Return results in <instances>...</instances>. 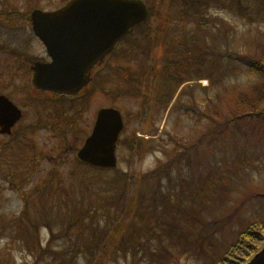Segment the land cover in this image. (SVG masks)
Segmentation results:
<instances>
[{"label":"rangeland","instance_id":"374dc122","mask_svg":"<svg viewBox=\"0 0 264 264\" xmlns=\"http://www.w3.org/2000/svg\"><path fill=\"white\" fill-rule=\"evenodd\" d=\"M63 2L0 0V93L24 110L14 132L0 133V264H213L242 228L264 221V118L212 132L234 109L231 91H250L259 79L227 53L254 52L264 40V0H204L206 29L179 17L182 0H148V25L134 29L108 66L95 71L76 128L66 120L52 124L55 103L38 99L43 91L32 96L29 62L21 65L26 54L45 56L28 41L32 9ZM153 26L164 32L147 33ZM174 62L182 74L166 81ZM100 105L120 108L125 119L115 169L76 156ZM130 140L141 149H131ZM167 161L173 166L162 174L156 200L155 179L127 184L120 177L119 171L142 174ZM30 235L43 245L54 238L39 262L28 248Z\"/></svg>","mask_w":264,"mask_h":264},{"label":"water","instance_id":"95a60500","mask_svg":"<svg viewBox=\"0 0 264 264\" xmlns=\"http://www.w3.org/2000/svg\"><path fill=\"white\" fill-rule=\"evenodd\" d=\"M147 17L143 0H69L55 10L34 9L33 29L52 57L49 63L33 65L34 85L59 93H77L88 82L91 68L132 25ZM21 114L16 103L0 94L1 132H10ZM123 126L119 109H99L92 133L78 156L94 166H116V144ZM245 264H264V246Z\"/></svg>","mask_w":264,"mask_h":264},{"label":"trees","instance_id":"16d2710c","mask_svg":"<svg viewBox=\"0 0 264 264\" xmlns=\"http://www.w3.org/2000/svg\"><path fill=\"white\" fill-rule=\"evenodd\" d=\"M204 4V0H201V2H197L195 0H184L182 8L179 9V14H181V16H190L193 18L198 17L197 21L200 22L201 26H205V22H207V20L205 19V15L202 13ZM242 9H244L243 6H241V10ZM256 46V51L254 52L247 51L246 53H227L231 60L239 61L241 64L245 65L250 76L255 75V77H258L259 79L251 85L250 91L239 89H236V91H231V95L228 96L229 99H232L234 103V109L232 108V112H230L224 123L215 121L216 124L213 127L212 132H220L226 128H229L232 124L237 125L238 121L246 117L264 118V40L259 41ZM6 51L10 56L13 57V50L7 49ZM22 64L26 66L27 57L22 60ZM178 80L181 81V78L179 77ZM176 101L177 99L174 101L173 105L176 103ZM161 102H163V100ZM181 105L183 107L184 104L181 103ZM205 113L207 114L208 112ZM150 114L151 110L144 115L148 116ZM206 116L208 115H205V117ZM141 139L143 138L141 137ZM128 145L133 150L141 149L140 141L137 140H130ZM194 146H197V143L190 145V147H186L185 151L181 154H184V157L188 158L189 151L191 150V147ZM170 165L171 161L163 162L149 172L142 174H131L123 171L119 172L121 173L120 177L127 184L135 181H146L150 178L155 179V185L151 197L153 200H156L158 196L161 195L159 194V191L161 190L162 174L170 172V168L173 166ZM141 195H144V193L140 191L138 199H140ZM235 213L236 212L233 214ZM232 215H230L229 218H231ZM263 228L264 221L262 219L256 220L250 226H245V228H242L243 230L240 233L242 235H240L239 240L237 239L232 245H230V248L227 249V251L213 264H243L259 249V240L262 238V234L260 233L259 229ZM53 239L52 237H49L47 243L43 245L39 237L35 238V236L30 235L29 240L27 241L28 248L35 256L38 257L37 262H39V260L42 258L44 252L51 247ZM233 257L237 259H234Z\"/></svg>","mask_w":264,"mask_h":264},{"label":"flooded vegetation","instance_id":"af4514ba","mask_svg":"<svg viewBox=\"0 0 264 264\" xmlns=\"http://www.w3.org/2000/svg\"><path fill=\"white\" fill-rule=\"evenodd\" d=\"M32 37V36H31ZM33 38V37H32ZM38 38L36 37V41L34 42L33 41V43H37V45L38 46H41L44 50H45V52H47V49H46V47H45V45L39 40V42H37L38 40H37ZM28 41H32L31 39H30V35H29V37H28ZM42 61H46V60H49V56H47V54H46V56L45 57H42V59H41ZM104 65H105V61L103 62V63H101V64H98L97 66H95V69H98V68H102V67H104Z\"/></svg>","mask_w":264,"mask_h":264},{"label":"bare ground","instance_id":"6f19581e","mask_svg":"<svg viewBox=\"0 0 264 264\" xmlns=\"http://www.w3.org/2000/svg\"><path fill=\"white\" fill-rule=\"evenodd\" d=\"M203 82H204V83H207V80L204 79Z\"/></svg>","mask_w":264,"mask_h":264}]
</instances>
